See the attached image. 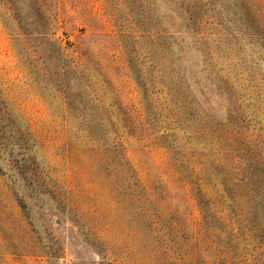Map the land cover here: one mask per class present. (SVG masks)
I'll return each mask as SVG.
<instances>
[{
  "label": "rangeland",
  "instance_id": "374dc122",
  "mask_svg": "<svg viewBox=\"0 0 264 264\" xmlns=\"http://www.w3.org/2000/svg\"><path fill=\"white\" fill-rule=\"evenodd\" d=\"M0 140V264H264V0H0Z\"/></svg>",
  "mask_w": 264,
  "mask_h": 264
},
{
  "label": "trees",
  "instance_id": "16d2710c",
  "mask_svg": "<svg viewBox=\"0 0 264 264\" xmlns=\"http://www.w3.org/2000/svg\"><path fill=\"white\" fill-rule=\"evenodd\" d=\"M96 140H99V139H96ZM7 145H9V144H7L6 141H5V142H1V140H0V153L5 151L4 146L7 147ZM17 147H18V146H17ZM3 150H4V151H3ZM2 154H3V153H2ZM2 154H1V157L4 159L3 156H5V155H2ZM4 154H5V153H4ZM24 208H25V206H24Z\"/></svg>",
  "mask_w": 264,
  "mask_h": 264
}]
</instances>
